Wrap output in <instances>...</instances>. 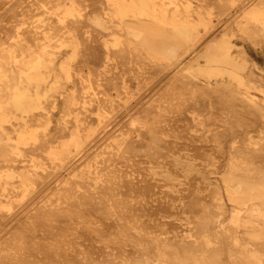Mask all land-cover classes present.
I'll return each mask as SVG.
<instances>
[{"label":"rangeland","instance_id":"rangeland-1","mask_svg":"<svg viewBox=\"0 0 264 264\" xmlns=\"http://www.w3.org/2000/svg\"><path fill=\"white\" fill-rule=\"evenodd\" d=\"M117 1L0 0V264H264V203L230 194L264 176V103L197 75L205 37L150 51ZM156 1L230 31L264 88V0Z\"/></svg>","mask_w":264,"mask_h":264},{"label":"bare ground","instance_id":"bare-ground-1","mask_svg":"<svg viewBox=\"0 0 264 264\" xmlns=\"http://www.w3.org/2000/svg\"><path fill=\"white\" fill-rule=\"evenodd\" d=\"M117 4L120 14L132 13L137 16V24H130L129 28L138 36L140 43L162 57L175 60L182 44H194L198 39L205 37L206 39L201 43L203 44L201 50L195 58L197 75L211 83L214 76L220 79V83L234 80L231 88L244 89L248 93L247 104L249 106L256 107L264 103V88L247 74L251 61L248 53L245 50L242 54L236 53L234 49L236 43L231 39L230 31L219 32L218 30L216 32L215 24L200 10L199 14H194L191 5L186 3L185 8L176 6L170 12L167 7L157 9L156 0H118ZM247 12L261 22L264 28V5L261 2L252 5ZM249 30L252 31V29ZM41 62L42 59L38 58L37 64ZM63 66L66 67L65 64ZM42 99L40 91L31 93L28 87L20 84L12 87L11 102L22 114L42 107ZM10 117L8 112L0 109V127H3V123ZM36 137L37 130L26 126L19 131L17 140L22 142ZM232 174L230 173V176L234 178ZM246 176L248 177H238L237 186L230 191L231 197L234 199L245 196L251 199L259 198L264 203V176L254 178L250 177V173ZM236 219L240 223L244 222L239 214ZM247 225L253 224L248 223Z\"/></svg>","mask_w":264,"mask_h":264}]
</instances>
